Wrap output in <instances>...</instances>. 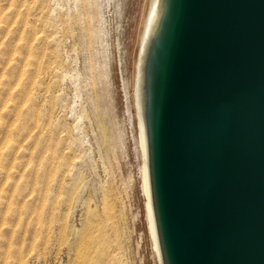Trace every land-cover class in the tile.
<instances>
[{
    "label": "rangeland",
    "instance_id": "1",
    "mask_svg": "<svg viewBox=\"0 0 264 264\" xmlns=\"http://www.w3.org/2000/svg\"><path fill=\"white\" fill-rule=\"evenodd\" d=\"M152 0H0V264H158L134 104Z\"/></svg>",
    "mask_w": 264,
    "mask_h": 264
},
{
    "label": "water",
    "instance_id": "2",
    "mask_svg": "<svg viewBox=\"0 0 264 264\" xmlns=\"http://www.w3.org/2000/svg\"><path fill=\"white\" fill-rule=\"evenodd\" d=\"M157 6L139 102L158 264H264V0Z\"/></svg>",
    "mask_w": 264,
    "mask_h": 264
},
{
    "label": "bare ground",
    "instance_id": "3",
    "mask_svg": "<svg viewBox=\"0 0 264 264\" xmlns=\"http://www.w3.org/2000/svg\"><path fill=\"white\" fill-rule=\"evenodd\" d=\"M158 0H152L148 15L146 17L145 26L143 34H141V41L139 46V52H138V60L136 64V73H135V81H134V106H135V112H136V121H137V131H138V143L142 158V189L143 193L146 198V214H147V221H148V228L150 231V236L153 242V246L155 249V252H157V245H156V239H155V233H154V227H153V220H152V214H151V208H150V202H149V189L148 187V178H147V168H146V150H145V139H144V133H143V127H142V121H141V115H140V102H139V82H140V60L142 58L145 44L147 42V39L149 35L151 34L156 19L158 17Z\"/></svg>",
    "mask_w": 264,
    "mask_h": 264
}]
</instances>
